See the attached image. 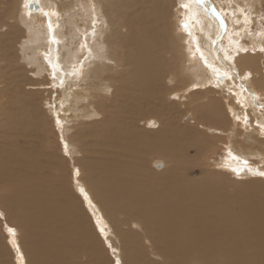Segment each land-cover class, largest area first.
I'll return each instance as SVG.
<instances>
[{"label": "bare ground", "instance_id": "1", "mask_svg": "<svg viewBox=\"0 0 264 264\" xmlns=\"http://www.w3.org/2000/svg\"><path fill=\"white\" fill-rule=\"evenodd\" d=\"M27 1H19L16 8L18 20L21 21L23 17L26 20L36 18L42 26L44 22L41 16L45 10L52 19L50 24H45L48 25L45 27L47 34L44 30L35 31L20 42L26 54L23 59L26 65L29 63L27 60L35 59L34 51L44 53L48 69L42 65L41 72H47L43 76L48 79V84L40 80L36 83H57L60 86L52 88V93L56 94L55 101L52 98L46 101L49 105L53 103L51 110L57 115L58 124L64 131L69 130L68 123L72 120L67 117L69 109L63 108L68 105L69 95L65 85L78 78L88 80L90 77L100 81L96 95L99 100L82 105L84 109H80L85 113L84 117L92 118L90 125L97 136L88 148L98 152L93 150L97 155L93 162L80 160L81 168L88 170L90 176L82 178L79 175L78 185L97 226L106 228L103 222L108 220L114 227V237L117 236L122 242L119 248L121 255L126 251L121 264H144L133 257L132 248L146 253L149 246L163 262L151 260L146 255L149 260L144 259L145 264H264V195L260 193L261 188L264 190L263 180L254 179L258 184L256 191L231 194L223 191L225 181L211 173L193 182L182 159H177L175 166L166 174H151L136 166H144L151 154L170 160L175 152L184 149V142L179 139L181 136L167 138L169 128L164 124L162 131L158 132L161 137L153 141L151 137L156 130V123L152 126V133H144L140 128L142 118L138 110L143 105L148 106L147 110L151 109L153 102H165L167 97L162 83L166 77L177 78L182 73L171 68L169 60L174 56L173 48L177 54H181V60L183 48L188 51L189 47H195L199 56L198 64L204 65L196 85L201 82L203 88L189 93L187 104L197 111L201 125L207 128L214 125L216 131L226 134L225 139L220 140L227 153L222 159L224 168L219 172L224 174V170H232L239 177L252 173L264 175V171L258 170L259 166L249 160L251 155L264 157V126L260 128L257 124L264 121L263 78L260 75L256 78L249 71L251 69L259 73L263 55L252 47L241 50L240 42L230 39L231 36H242L249 32L250 19L258 11L257 4L264 0H215L216 4L209 0H187L186 8L181 10L187 22L185 31H182L177 15L172 22L168 21L167 15L164 21L166 28L159 30L158 34L153 30L152 20L158 22L162 16L153 8L155 0H123L122 3L129 8L126 13L128 22H118L114 24L116 29L111 30L107 42L111 61L107 64L93 62L92 65L90 61L96 54L91 52V42L97 34L104 33L96 8H100L98 2L104 4L108 0H94L93 5L89 6L86 5L88 0L71 2L84 4L81 9L88 12L86 16L78 13L73 22L84 35H80L81 41L78 42L87 51L86 58L82 60L81 57L86 53L81 50L67 53L68 58L62 60L60 46L66 43L58 46L55 38H52L54 30L58 41L61 39L59 31L54 28L57 25L54 18L65 9L58 7V11L53 0H38L39 12H31ZM21 8L24 13H20ZM221 9L227 15L221 16ZM237 10L242 14L240 19L237 18ZM103 19L105 27L111 29L108 19ZM85 26L89 31H85ZM66 28L69 30V26ZM124 30H127V34ZM224 31H228V38L224 37L219 42ZM217 32L219 37L213 40ZM259 35L264 39V29ZM4 38L5 35L3 38L0 36V40ZM233 51L239 54H231ZM7 59L4 54L0 55V62ZM58 59L65 65V72L61 71ZM80 60L85 69L68 67ZM219 73H225L229 84L219 85L223 80L218 76ZM188 76L189 83L193 84V76ZM31 81L27 79L20 87L28 102L34 93L24 89L32 84ZM5 83L2 84L5 86ZM235 89L239 92H234ZM61 96L62 99H59ZM82 97L85 95L74 96L78 102ZM12 101L19 104L17 111L9 109L11 101H0V202L19 226L15 237L19 251L15 253L22 258L18 260L16 257L17 261L22 264L28 256L30 264H103L99 260L98 249L90 246L94 245V238L89 224L84 223L87 216L80 209L81 205L68 192H59L53 186V178L44 172L46 165L41 152L35 148L27 150L25 146L32 145V141L38 138V109L32 111L36 106L28 108L27 102L22 99ZM90 106L92 109H89ZM80 115L75 118L79 119ZM95 115L101 118L94 119ZM246 115L251 117L249 125H245ZM233 118L238 125L237 132L222 129L221 126L234 123ZM245 132L249 133L250 138L239 140V137L244 138ZM81 134L77 127L69 138L77 140L80 136L84 137ZM210 139L213 141L214 138ZM78 143L72 146L73 153H76L77 147L81 151H88L83 141ZM21 144L23 147H20ZM109 151L113 154L110 155ZM160 161L156 163L157 166L166 163ZM94 174L99 175L100 179L92 180ZM230 178L228 175V179L233 182ZM60 195H64L65 199L70 197L67 207L59 201ZM99 212L102 216H99ZM117 213L125 216L124 223L130 226L128 232L123 231L114 219ZM134 225L140 226L141 233L134 229ZM21 232L24 246L20 242ZM131 243L139 245L130 247ZM84 257L87 263L81 262L80 259ZM7 260L0 261V264H11Z\"/></svg>", "mask_w": 264, "mask_h": 264}, {"label": "rangeland", "instance_id": "2", "mask_svg": "<svg viewBox=\"0 0 264 264\" xmlns=\"http://www.w3.org/2000/svg\"><path fill=\"white\" fill-rule=\"evenodd\" d=\"M19 1L20 0H0V36L3 38L5 35V38L0 40V55L4 54L5 57H8L6 61L0 62V73H1L0 101L3 100L8 102L11 101L10 104H8V106L9 109H11L12 111H17L19 105L18 103L16 104L14 101H12L13 99L24 100L25 102H27L26 105L28 108L30 107L32 108L34 106L37 107V108L35 107L36 109L33 108L31 110L35 111L38 109L37 118H40L38 119L39 134H38V138L32 141L33 142L32 145L29 144L25 145L27 147V150H29L30 148L31 149L35 148L41 152L42 160L46 165L44 172H46L48 176L53 178L54 180L53 186L59 192H64V191L68 192V195H70L71 198L74 197L75 199H77V201L81 205L80 209L87 216V221L84 220L83 221L84 223L87 222V224H89L91 228L92 236L94 238L93 239L94 245L90 244V246L91 247L95 246L98 249L99 251L98 256L101 263L121 264V260L123 261L125 260L126 251L123 253V255H121L119 248L122 242L117 236L114 237L113 235L114 227L112 226V224L109 223L107 219H106L107 221L104 220L103 222L104 225H107L106 228H99V226H97L96 224L97 221L94 218L93 213L89 211L90 207L88 206L89 209L88 207H86L87 203H85V197L78 185L79 175H81L82 178L83 177L87 178L90 176L88 170L81 168L80 160L83 159L90 163L95 161L97 157L96 153L93 152V150L94 151L97 150L91 147L90 149L88 148L90 143H93L94 140L97 138V136L94 135L95 132H93L92 130L91 127L92 125H90L92 118L84 117L83 115L85 113L82 112L83 110L80 109H84L83 107H81L82 105H87L88 103H92V101L94 100L96 101L99 100L96 97V95L98 94V85H101L100 81L94 80L93 78L90 77H88V80H84V78H78L75 79V81L70 80L69 81L70 84L68 83L65 85L69 95L67 97L68 105L63 108L69 109V114L67 115V117L72 118V120L70 123H68L69 130L64 131L61 125L58 124L57 115L54 113L53 109L51 110V106H53V103L52 105H49V103L46 101V99L49 100V98H52V100L55 101L56 94L52 93L53 92L52 88L53 86H57L58 84L52 83L54 85L52 84L38 85L36 83L38 80H40L48 84V79L44 78L43 76V75L46 76L47 72L46 71L41 72L42 65L43 66L45 65L48 69V65L46 64V62H44L45 61L43 57L44 53L42 54V51L40 50L34 51L35 59L27 60L29 63L25 65L24 62L25 58L23 59V57H25L26 54L24 52V48L21 47L22 43H20L28 39L30 34L35 31L44 30L47 34L48 32L47 29H45V27L48 25L45 24H50L52 17L49 14V12L45 10L43 12L45 14L41 16L42 17L41 19H43L44 22L42 26L39 23L40 20L36 18L33 19L30 17L26 20V18L23 17V19L20 21L18 20L19 18L16 12V8L18 7ZM53 1L55 3V8L57 10L58 7L65 9L63 13L58 10L59 11L58 16L57 18H54L57 21V25L54 28L57 32L59 31V34L61 35V39L58 41V37L54 32V30L52 36V38H55V40L57 41L58 46L64 45L66 43L64 46H60L62 53L61 59L63 60V58L66 57L68 58L66 54L67 53L71 54L73 51L78 52L81 50L85 52L82 44L78 43L81 41L80 35H82L83 37L84 35L82 32L78 31V28H76V26L73 23L78 13H83L84 16H86V13H88L81 9V5L84 4L71 3L73 2L72 0H53ZM93 1L94 0H88L86 5L87 6L93 5L92 4ZM122 1L123 0H114L113 4L111 3V0H108L107 3L104 4H102V2H98L100 8L97 6L96 12L98 13L97 15L100 19V24L102 30H104V33L101 32L97 34L91 42L92 43V46L90 47L91 52L92 54H96V57L92 61H90L91 65L93 62L100 64H107L108 62L111 61L109 58L110 45H108L109 43L108 40H110L109 36L112 33L111 30L116 29L114 24L118 22L120 24H125L128 22L126 13L129 11V8L127 7L126 4H123ZM209 1L216 4L215 0H209ZM27 2L29 3L28 4L29 11L32 12V10H34L36 12H39L38 11L39 8L37 6L38 0H28ZM31 4L33 5L32 7L30 6ZM109 5H111L112 7L110 8ZM153 5H154L153 8H155L157 14L159 16H162L161 20H159L158 22L152 20L155 26V27L153 26V30L156 34L160 33L159 30L166 28V26L164 25V21L167 15H168L167 19L169 22H172L174 16L177 15L178 20L181 22L182 31H185V28L187 27V22L183 19L184 17L181 10L183 8H186L184 6L187 5V0H155ZM257 5H258V11H256V13H253V18L250 19L249 22L250 23L249 32L245 33L242 36H231L230 39H234V41H239L241 50L247 49L248 47H252V49H254L255 51H260L264 59V39L261 35H259V33L263 32L264 29V1L262 3L259 1ZM101 9L103 10V12H105L104 17L108 19V24L111 27V29L109 28L107 29V27H105L104 19L102 21V18L104 17ZM20 13H24L23 8H21ZM225 13L226 12H223V10L221 9V16H224ZM236 13H237V18L240 19L242 17V14L238 12V10ZM152 14L153 13L147 16H150ZM27 16L29 15L27 14ZM66 26H69V30L66 28ZM84 28L86 32L89 31L87 30L86 26ZM124 32L125 34H127V30H124ZM224 32L225 33L220 36L221 38L219 39V42L222 41L224 37L228 38V31L227 32L224 31ZM49 34L51 35L50 31ZM252 35H254V37ZM218 37H219V32L216 33L213 40L218 39ZM258 37H259V41H258ZM255 44H260V45H258L257 47H253V45ZM48 47H49L48 49L50 50V46ZM44 49L45 47L43 46V50ZM173 52H174V56H172L169 60L171 68L182 73H180V75L177 76V78H170L168 76L166 77V80L162 83L165 96L167 97L165 102L160 104H156L157 102L155 103L153 102L150 105L152 110L151 109L147 110L148 106L143 105L142 107L139 108L138 114L142 118V121L140 122V128L144 131V133H148V134L152 133L153 132L152 126L154 125V123H156L155 124L156 130H154V132L152 133L153 137H151L153 141L161 137L160 133L158 132L162 131L161 128L164 124L169 128L167 131L168 133L167 138L169 137L175 138L174 137L175 135L178 137L181 136V138L179 139H181L184 142L182 146L184 147L183 149L184 151L182 150L179 152H175L170 160L166 159L163 156L151 154L148 156L144 166H141L140 164H137L136 166L141 170L145 169V171H148L151 174H162V173L166 174L167 171L171 169V167L175 166V164L177 163V159H182L183 166L186 169L188 176L193 180V182L195 179L202 178L205 175H209V173H211L214 175V177L216 176L221 177L225 181V184L223 186L224 192L235 194V193H248V192L256 191L258 189L257 187L258 184L254 182L255 181L254 179H261L264 181V175L252 173V175L246 174L245 176L239 177L235 173L233 174L232 170H228V171L224 170L231 177L230 179L233 180V182H231L228 179V175L226 173L221 174L219 172L220 169L224 168L222 166V161H223L222 159L225 158L227 153V152L225 153V149H224L225 146H223L220 140H224L226 134L216 131L215 130L216 126L214 125H212L211 128H209L210 126L207 128L206 126L201 125V123L199 122L200 119L199 114L197 113V111L191 108L190 105L187 104L189 102L188 94L191 93L192 91H195L196 89L199 90L203 88L202 85L200 84L201 82L197 83V85L196 82L198 79H200L198 77L202 73V68L204 67V65L198 64L199 56L195 47L192 49L189 47L188 51H186L185 48H183L184 55H182L181 60H180L181 54H177L175 48H173ZM85 53L86 55L84 57H81V60L86 58L87 51ZM234 53H235L234 51L231 52V54ZM80 54L84 55L82 53ZM235 54H239V53H235ZM203 55L205 56L206 54L203 53ZM263 59L258 68L259 73H254L252 72L251 69H249V71L251 74H255L256 78H258L259 75L263 78L262 87L264 89ZM58 60H59L58 62L60 63L58 64L60 66L61 71L65 72V70L63 69L65 65H62L63 63L60 61V59ZM81 60L74 62L75 64L71 63L70 66H68V63H66V66H68L69 68L70 67L82 68L84 66L81 63ZM112 62L113 64H116L114 61ZM215 63L216 62H214V64ZM39 64L40 66H38ZM67 70L70 71L72 69H67ZM204 70H207V68ZM188 75L193 76L192 82L194 81V83L193 84L191 83L192 85L189 83L190 78ZM218 76L221 77V79H223L222 81L219 82V85L226 86L227 83L229 84V82L226 80L225 73H219ZM77 77H79V75L74 78ZM27 79L33 80L35 84L33 83V81H31L32 84L29 83L31 85L26 87L24 91L32 92L34 94L36 93L35 96H33L34 95L33 94L29 98L30 99L29 102L28 99H26V97L20 91V87L24 83H26ZM5 81L6 83L4 86L2 83H4ZM206 84L212 85L213 83H206ZM58 87L60 86L58 85ZM185 87L188 88L185 89ZM216 88L219 89L218 87ZM40 90L43 91L41 92ZM39 91L40 93H38ZM110 92H112V89L110 90ZM177 92L178 95H176ZM234 92L238 93L239 90L235 89ZM76 94H84L85 97H82L81 101L78 102V100L74 98ZM243 94L244 93H242V95ZM197 95L198 94H196L194 97H196ZM214 96L217 95L214 94ZM59 99H62V96ZM89 109H92V107L90 106ZM81 112L82 114L80 115ZM76 115H80L79 116L80 118L79 119L75 118ZM94 117H95L94 119H98L99 115L97 116L95 115ZM233 120L234 123L230 122L227 124V126H225L226 124L221 126L222 129L224 130L233 129L234 132H237L238 125H236L235 118H233ZM250 120L251 117L246 115L245 125H249ZM257 124L261 128V126H264V121L261 120ZM77 127H79V131L82 132L84 137L80 136L77 140H75L74 138L70 139L69 136H71V134L75 132ZM154 133H157L158 135H154ZM244 134H245L244 138L239 137V140H244V139L247 140L250 138L249 133L245 132ZM183 137L185 139H183ZM210 138L212 139L214 138L213 141ZM78 141H83V144L86 146L87 150L88 151L90 150L89 153H85L88 151H83V150L81 151L80 149H78V147L76 153L72 152V148H73L72 146L75 145L77 146L79 144ZM8 146L11 147L10 144H8ZM20 147H23V145L21 144ZM109 152L110 155L113 154V152L111 151ZM263 159L264 157H260L259 155H251L249 158V160L252 161L256 166L257 165L259 166L258 170L260 171L262 170L264 171ZM158 161L160 162L165 161L166 163L163 162L162 165L160 164V168H158L156 164ZM96 179H100V176L97 174L92 175V180H96ZM1 193L2 191L0 190V197H1ZM260 193L264 195V190L262 188ZM69 199L68 198L65 199L64 195L59 196V201H61L62 204L66 207L68 206ZM99 216H102L100 212H99ZM113 217L116 220V222L120 224L121 229L123 231L128 232L130 230V226H127L124 223L125 216L123 214L117 213ZM83 218L84 217H82V219ZM17 227L19 229L17 222L11 217L8 209H6L5 206L1 205L0 202V261H6L8 259L7 262H10L11 264H21L20 262L17 261L16 257H18L19 260L22 258V256L20 257L19 254L15 253L16 251L17 252L19 251V245L15 240V237L18 235V233H16ZM134 229L141 233V228L139 225H134ZM111 239L114 245L112 244ZM138 239L141 240V238ZM20 242H22L21 245L24 246L22 232H21ZM134 244L139 245L138 243H131L129 244V246L132 247L134 246ZM132 249H133L132 253L134 254L133 257L137 259V261L141 262L142 260V263L144 264L145 262L143 260L145 259L147 261L148 258H151V260L152 259L157 260L159 262L163 260L162 258L157 257L155 255V251H153L154 253L152 252V248H150V246H149V251H147L146 253L143 250H142L143 252L142 251L139 252L134 248ZM146 255L148 256V258L146 257ZM27 257H26V262H23L22 264H30L29 258ZM75 259L77 260V258H74L73 260ZM80 260L82 263H87V259L85 257Z\"/></svg>", "mask_w": 264, "mask_h": 264}, {"label": "water", "instance_id": "3", "mask_svg": "<svg viewBox=\"0 0 264 264\" xmlns=\"http://www.w3.org/2000/svg\"><path fill=\"white\" fill-rule=\"evenodd\" d=\"M33 4V3H32ZM32 4L30 6H32ZM158 168H160V165L157 166Z\"/></svg>", "mask_w": 264, "mask_h": 264}]
</instances>
